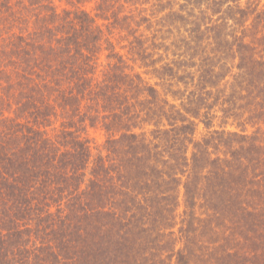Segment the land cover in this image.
Instances as JSON below:
<instances>
[{"label": "trees", "instance_id": "16d2710c", "mask_svg": "<svg viewBox=\"0 0 264 264\" xmlns=\"http://www.w3.org/2000/svg\"><path fill=\"white\" fill-rule=\"evenodd\" d=\"M87 2L0 0V264H264V0Z\"/></svg>", "mask_w": 264, "mask_h": 264}, {"label": "rangeland", "instance_id": "374dc122", "mask_svg": "<svg viewBox=\"0 0 264 264\" xmlns=\"http://www.w3.org/2000/svg\"><path fill=\"white\" fill-rule=\"evenodd\" d=\"M72 1H74V0H55V5L60 11H62L63 9L70 8L71 6L69 5V2H72ZM96 1L97 0H89V2H87L85 4H81V7L94 13ZM167 44H169V43H167ZM125 52L126 51H123V53H125ZM174 52H175V48L173 46H169V51L166 54L168 61H172L175 58ZM149 78H150V76H147V79H149ZM150 81H151V84H153L155 82V80H150ZM203 134H205V130H204L203 126H199L198 132H197V137L200 138ZM88 137L91 141V146H92L95 153L97 152V150L102 149V147H103V145L107 139L105 133H103L100 130H96V129L89 130Z\"/></svg>", "mask_w": 264, "mask_h": 264}]
</instances>
